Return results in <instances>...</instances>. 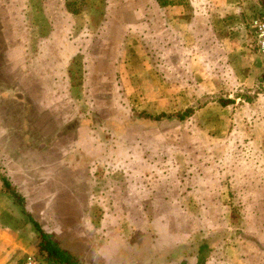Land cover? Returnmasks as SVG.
<instances>
[{"label": "crops", "instance_id": "obj_1", "mask_svg": "<svg viewBox=\"0 0 264 264\" xmlns=\"http://www.w3.org/2000/svg\"><path fill=\"white\" fill-rule=\"evenodd\" d=\"M74 2L80 0H19L20 29L29 34L17 45L21 61L29 64L16 94L23 105L24 142L34 137L38 149L50 142L57 146L67 135H61L60 126L61 130L90 126L87 119L83 123L67 119V124L58 125L52 114H45L54 133L43 131V113L53 112V106L41 103L63 90L68 95L75 84H61L76 75L83 92L86 80H93L105 91L108 80L120 78L127 96L141 100L135 106L137 111H155L149 101L154 96L162 97L164 107L156 109L164 114L192 109L191 116L179 123L189 120L210 145L211 153L179 155V168L166 171L173 185L164 177L159 179L167 192L175 186L178 200L165 201L162 193L153 189V196L146 197L151 200L150 210L154 214V207L160 205L161 212L137 218L133 221L137 228L130 235H120L118 227L109 234L99 231L100 243L90 245L89 252L82 243L85 264H95L92 257L104 264H117L118 259L107 252L114 241L116 250L128 246L126 251H134L139 240L147 241V248L161 257L176 247H184V253L187 247L193 249L190 244L197 246L191 257L179 252L176 261L159 264H261L264 55L257 50L252 26L254 19L264 14V0H84L77 11L70 7ZM1 14L9 18V2L2 4ZM58 14L61 19L55 18ZM96 47L100 49L97 53L91 50ZM108 49H113L112 57L107 56ZM8 54L12 56L11 51ZM75 67L79 69L76 74ZM32 112L37 114L35 120L28 119ZM5 143L0 140V145ZM3 152L2 146L0 154ZM6 158L0 155V159ZM132 167L136 177L148 175L156 182L152 172ZM15 177L6 165L0 167V264H26L28 259L43 264L26 215L14 207L1 182L6 178L20 193L24 188L15 183ZM22 197L31 210L28 196ZM34 200L36 204L43 199ZM171 207H177L178 214ZM103 220L116 226L126 223L124 217H103L100 228H105L101 227ZM49 233L73 240L69 243L74 250L81 245L78 240L85 238L69 229ZM118 234L122 240L136 239L117 245L116 236H112Z\"/></svg>", "mask_w": 264, "mask_h": 264}, {"label": "rangeland", "instance_id": "obj_2", "mask_svg": "<svg viewBox=\"0 0 264 264\" xmlns=\"http://www.w3.org/2000/svg\"><path fill=\"white\" fill-rule=\"evenodd\" d=\"M5 2L10 4L9 21L1 14V7ZM19 4H22L19 0H0V140H6L4 145H0V148L4 147V152L0 155L7 157L0 159V167L5 168L6 165L15 173V183L24 188L22 191L19 189L21 195L28 196L31 210L47 232L63 233L69 229L81 238L84 236V239L78 240L81 245L77 251L83 253L85 244L88 246L86 252H89L90 245L93 247L94 242L96 245L100 243L99 231H107L109 234L118 227L120 235H130L137 228L133 222L137 218L146 214L157 216L161 212L160 205L154 207L153 214L150 210L151 200L146 198L153 196V189H157V194L162 193L165 201L176 202L179 191L175 186L168 187L170 192L165 191V183L159 179L164 177L166 183L173 185L166 171L178 167L179 155H211L210 145L204 142L203 136L196 132L192 124H188L189 120L187 123L167 121L156 124L147 122V125L130 124V118L137 114H164L156 109L164 107L161 104L162 97L149 98L155 111H137L135 106L141 100L127 96L122 90L120 78L108 80L105 91L93 80H86L83 92V87L78 86L80 80L76 75L70 82L63 79L61 86L75 84L68 95L67 90H63L64 93L60 91L61 94L57 97L49 96L51 101L41 103L46 107L53 106V112L43 114H52L58 125L67 124V119L70 123L80 120L83 123L87 119L90 126L83 127L80 124V127L76 125V128L69 127L67 130L65 127L61 130L60 126V131H63L60 132L61 135L67 134V138L59 140L57 146L50 142L42 144L38 149L39 144H36L34 137H28L25 143L23 105L18 102L16 94L20 91L21 74H24V69H29V64L25 65L21 61L17 45L24 35L28 38L29 34L20 29ZM55 18L61 19V16L58 14ZM3 27H7V31ZM94 37L97 38L96 35ZM91 50L97 53L100 49L96 47ZM10 51L12 56L8 54ZM112 51L113 49L106 50L107 56L112 57ZM107 66L111 73V64ZM77 72L79 69L75 67L74 73ZM36 115L29 113L28 119L35 120ZM48 115L42 117L41 122L46 126L44 133L52 134L54 129L50 127ZM131 155L137 156L130 160ZM132 165L142 169L143 173L152 172L156 182L148 175L136 177ZM156 196L160 199V196ZM39 197L43 199L42 202L35 204L34 199ZM155 202L157 203L156 200ZM171 210L178 214L177 207H171ZM116 216L124 217L126 223L119 221L120 224L116 226L113 222L104 223L103 220L101 227L105 228H100V218ZM140 225L139 222L138 226ZM119 234L112 236H116L117 245L130 241L132 243L136 239L122 240ZM71 241L73 240H67ZM106 242L109 243V238ZM113 245L112 250L107 252L118 259L117 264H147L156 254L147 248V241L144 240L134 244L137 245L134 251H126L128 246L125 250H116L115 241ZM190 246L193 249H185L184 253L181 251L186 257H191L197 248L195 243ZM92 259H96L95 264H104L98 257ZM258 261L264 263V259L260 258Z\"/></svg>", "mask_w": 264, "mask_h": 264}, {"label": "trees", "instance_id": "obj_3", "mask_svg": "<svg viewBox=\"0 0 264 264\" xmlns=\"http://www.w3.org/2000/svg\"><path fill=\"white\" fill-rule=\"evenodd\" d=\"M82 1L77 3H72L70 7H74L77 11L78 4L81 5ZM192 109L186 110L184 112H179L176 114H160L157 116L148 115V114H137L130 118L129 122L132 125H140L146 123L156 124L159 122H167V121H177L184 122L187 120L191 114ZM126 125V123H125ZM2 185L4 186L5 191L8 193L10 198L13 201L14 207L19 209L21 213L26 215V219L31 225L33 232L37 238V250L39 259L43 264H85L82 253L72 248V244L67 242L65 238L57 236L53 233L47 232L43 228V224L40 219L37 217L35 212L26 207L24 203V199L22 195L11 186V183L6 178H1ZM192 248V247H190ZM181 249L184 247H176L170 250V253L167 257H159L161 254H155L150 262L147 264H155L161 262H173L176 261L178 253L181 252ZM189 249V247H187Z\"/></svg>", "mask_w": 264, "mask_h": 264}, {"label": "built area", "instance_id": "obj_4", "mask_svg": "<svg viewBox=\"0 0 264 264\" xmlns=\"http://www.w3.org/2000/svg\"><path fill=\"white\" fill-rule=\"evenodd\" d=\"M256 47L260 54L264 55V14H260L253 21L252 26ZM26 264H39L34 259H28Z\"/></svg>", "mask_w": 264, "mask_h": 264}]
</instances>
